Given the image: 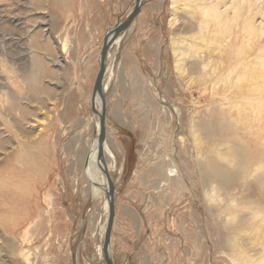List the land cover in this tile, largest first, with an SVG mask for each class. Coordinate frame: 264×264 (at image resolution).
I'll return each mask as SVG.
<instances>
[{"label":"rangeland","instance_id":"obj_1","mask_svg":"<svg viewBox=\"0 0 264 264\" xmlns=\"http://www.w3.org/2000/svg\"><path fill=\"white\" fill-rule=\"evenodd\" d=\"M142 3L141 15L110 45L102 87L104 142L115 160L106 169L115 201L110 256L114 264H230L213 235L219 215L206 192L214 184H200L193 173L196 128L189 117L235 114L233 96L264 78V59L219 78L212 98L199 92L189 67L196 58L224 67L231 45L232 55L246 65V56L264 45V22L247 36L242 20L233 18L261 23L264 0ZM225 3L230 7L222 19L206 13ZM133 5L134 0H0V216L19 222L13 237L29 251L28 264H105L101 227L108 210L84 183L82 159L97 132L90 101L103 38ZM36 58L44 69L32 90L24 77ZM262 96L255 101L264 105ZM210 102L218 105L209 108ZM9 104L12 110L4 111ZM250 114L259 120L264 110L251 108ZM95 159L106 166L102 151ZM160 161L172 164V184L164 174H153ZM255 170L259 175L264 167L256 164ZM243 190L231 193L239 198ZM245 239L247 250L259 247L253 234ZM11 258L0 254V264L19 260L16 253Z\"/></svg>","mask_w":264,"mask_h":264},{"label":"bare ground","instance_id":"obj_2","mask_svg":"<svg viewBox=\"0 0 264 264\" xmlns=\"http://www.w3.org/2000/svg\"><path fill=\"white\" fill-rule=\"evenodd\" d=\"M229 7V4L225 3L219 11L211 12L210 9H206V13L213 15L215 19H222V14L225 13ZM251 18L239 16L233 18L236 23L238 20H242L247 36L255 35L258 29L261 28L260 26H263L264 22L262 19V24L259 22L256 23V26L253 22H248ZM232 37L234 40L237 39V35L234 36L233 34ZM232 48L233 45L229 46L227 49L228 55L224 67L222 65L219 66L218 63L213 65V67L210 60L207 58H196L190 65V71L193 74H196L199 81V92L201 94L211 95L212 98L217 93V88L220 82L219 78L228 79L235 71L238 73L242 68L249 69L250 66L256 65L258 62H254L255 59H264V45L262 44L257 45L254 52L249 56H246V65L242 64L241 60L239 61L236 56L232 55V53H234V50H231ZM109 49L105 58V74L101 84L104 91L106 87V83L104 86V79L108 75V70H110L106 64L109 56ZM32 66L33 71L25 76L24 80H29L30 88L35 90L34 84L37 79L36 74L44 68L42 63L39 62L37 58L34 60ZM98 93L99 92L96 94ZM263 94L264 78L260 79L253 85L237 90V94L233 96L234 102L231 103V106H236L235 114H231L230 112L224 114L219 113L218 118L200 116L197 119H193V115L195 113L193 112L189 117V125L192 124L196 128L195 132L192 131V148L196 154V157L193 160V173L197 175L200 184H214V186L206 192V194L208 193L207 196L211 200L210 202H214V207L219 215V220L215 223L213 235L217 241L215 244L217 243V247L226 252L230 264H264V172L256 175L255 170L256 164H262L264 167V116L259 120H255V118L250 114L251 108L254 111L264 110L262 108L264 105L255 101V96L260 98L263 97ZM12 97L7 95L6 101L14 103L13 101L15 100L13 99L14 97ZM14 105L12 106V104H9L8 108L4 107L3 110L7 112L8 110L11 111ZM94 105L96 108L95 110L100 113L102 104L99 102L97 96L94 98ZM217 105L218 102H210L207 106L209 108H214ZM22 111L24 110L22 109ZM96 124L97 132L94 143L92 146L90 145V147H87L83 153V178L85 177L84 183L93 189V194L97 196L99 195L104 199L105 208L108 210L107 187L105 185L103 169H111L114 167L115 160L105 142H103L101 150L97 147V139L100 131L99 119ZM106 130L107 125L105 116V136ZM33 148L35 147L33 146ZM38 148L40 151V147ZM101 151L105 157L106 166L104 168L102 163L95 159V154ZM80 158L81 157L79 156L78 160H80ZM163 163L166 162L160 161L155 169H152V172L156 177H161V174H164L170 178L169 184H172L175 176V171L172 169L173 166L172 164L167 165L166 163L167 166L165 165L164 167ZM250 178L253 179L249 180ZM155 180L157 181V179ZM168 186L170 187V185ZM235 187H241L244 189L239 198H236V196L231 193ZM113 204L115 215L114 198ZM128 212L129 210L127 213ZM4 217L5 215L0 216V254H8L9 259L11 260V255L16 253L19 260L13 262V264H28L30 256L29 251H24L21 245H18L17 241L13 237L15 234V228L19 225V222L13 219H6ZM113 224L114 217L110 231L109 248ZM29 225L30 223L21 225V240L24 239L23 237L25 233H27ZM105 229L106 226L101 227L102 240H104ZM249 234H253L257 238V241L259 242L258 248L254 247L253 250H247L248 244L246 243L247 239H245V237ZM102 246L100 247V254L104 260ZM110 253V249H108V255L113 263V258L110 256Z\"/></svg>","mask_w":264,"mask_h":264},{"label":"water","instance_id":"obj_3","mask_svg":"<svg viewBox=\"0 0 264 264\" xmlns=\"http://www.w3.org/2000/svg\"><path fill=\"white\" fill-rule=\"evenodd\" d=\"M142 5H143L142 0H134L133 9L130 12V14L124 19V21L116 24L103 38V44H102L101 52L99 55V69L96 75V79L94 81L93 91H92V100H91L92 112L95 115H97L99 119L100 131H99V135L97 139V147L100 150L102 149V145L105 139V98H104V93L101 87L102 79L105 74V58H106L110 45L116 40V38L120 34H122L124 31H126L129 28L133 19L140 12ZM97 92L100 93L101 104H102L100 113H98L95 110V105H94V97ZM103 174L106 178V183H107L106 192L108 196V216H107L106 229L104 232L102 252H103L105 264H113L111 258L108 255L110 231H111L113 217H114V204H113V196H112L113 187H112V182L110 180L108 172L105 168L103 169Z\"/></svg>","mask_w":264,"mask_h":264},{"label":"crops","instance_id":"obj_4","mask_svg":"<svg viewBox=\"0 0 264 264\" xmlns=\"http://www.w3.org/2000/svg\"><path fill=\"white\" fill-rule=\"evenodd\" d=\"M143 10L145 9V6L142 8ZM142 9L140 10V12L142 11ZM140 12L138 14H140ZM141 15V14H140ZM139 15V16H140ZM138 16V15H137ZM98 68V67H97ZM116 262V261H115ZM116 264V263H115Z\"/></svg>","mask_w":264,"mask_h":264}]
</instances>
